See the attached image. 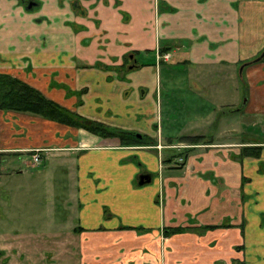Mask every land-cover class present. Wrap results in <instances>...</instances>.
<instances>
[{
    "label": "crops",
    "instance_id": "crops-1",
    "mask_svg": "<svg viewBox=\"0 0 264 264\" xmlns=\"http://www.w3.org/2000/svg\"><path fill=\"white\" fill-rule=\"evenodd\" d=\"M263 50L264 0H0V73L145 137L0 109V178L34 152L72 174L70 231L46 264H264ZM170 65L184 73L167 85L185 106L176 131L161 114Z\"/></svg>",
    "mask_w": 264,
    "mask_h": 264
},
{
    "label": "rangeland",
    "instance_id": "rangeland-1",
    "mask_svg": "<svg viewBox=\"0 0 264 264\" xmlns=\"http://www.w3.org/2000/svg\"><path fill=\"white\" fill-rule=\"evenodd\" d=\"M178 68L180 66L170 65L168 69L162 70L160 77L163 93L167 87L169 95L167 102L164 95L162 97V123L164 128L167 127L171 131L177 130L185 111L176 87L167 86L169 79L184 75V73L180 75ZM244 93L241 88L235 109L243 106L246 98ZM202 101L204 108H209L210 103L206 99ZM236 114L234 112V115ZM220 115L221 111H218L217 118ZM236 124L241 125L242 123L237 121ZM212 130H216L215 124L210 132ZM52 160L43 159L33 167L30 166L31 164L20 163L15 157L12 162L5 165L7 169L1 172L0 264H46L47 251L43 258L40 254L44 250L52 249L55 245L51 240L53 233L58 234L61 231L60 234H69L70 226L66 223L67 219L61 216L64 212H68V209L61 210L60 207L63 208L69 201L73 203V198L69 195L73 188L72 174H69V171L66 173L67 168L63 162L54 164ZM8 170L11 171V176ZM20 170L23 172L17 174ZM13 248L19 250H13ZM68 260V258H62L60 262L66 264ZM74 261L73 259V263Z\"/></svg>",
    "mask_w": 264,
    "mask_h": 264
},
{
    "label": "trees",
    "instance_id": "trees-1",
    "mask_svg": "<svg viewBox=\"0 0 264 264\" xmlns=\"http://www.w3.org/2000/svg\"><path fill=\"white\" fill-rule=\"evenodd\" d=\"M0 109L39 115L45 119L82 128L100 137H118L122 144L138 145L145 143V137L137 139L133 133L118 130L100 122L92 121L61 107L47 99L40 91L7 73H0ZM201 136L187 139L196 144ZM258 147H253L257 149Z\"/></svg>",
    "mask_w": 264,
    "mask_h": 264
},
{
    "label": "built area",
    "instance_id": "built-area-1",
    "mask_svg": "<svg viewBox=\"0 0 264 264\" xmlns=\"http://www.w3.org/2000/svg\"><path fill=\"white\" fill-rule=\"evenodd\" d=\"M160 58L163 60H167L169 58V54H162L160 55ZM160 148V146H158ZM41 161V156L39 155L38 152H34L31 156V166L35 167L37 166ZM178 163H183V158L180 157L178 158Z\"/></svg>",
    "mask_w": 264,
    "mask_h": 264
},
{
    "label": "water",
    "instance_id": "water-1",
    "mask_svg": "<svg viewBox=\"0 0 264 264\" xmlns=\"http://www.w3.org/2000/svg\"><path fill=\"white\" fill-rule=\"evenodd\" d=\"M35 5V3L34 2H30L29 4H28V8H31L32 6H34ZM264 58V50L261 52V54L258 56V57H256L252 62H258V61H260V60H262ZM242 66L240 67V71L242 70ZM128 134H131V132H127ZM133 136L135 137V138H137V139H141L142 138V135L141 134H134L133 133ZM140 184H142L143 183V181H140L139 182Z\"/></svg>",
    "mask_w": 264,
    "mask_h": 264
}]
</instances>
